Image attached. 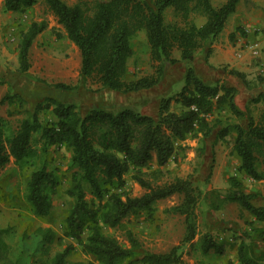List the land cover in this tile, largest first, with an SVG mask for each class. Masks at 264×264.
Here are the masks:
<instances>
[{
	"label": "trees",
	"instance_id": "trees-1",
	"mask_svg": "<svg viewBox=\"0 0 264 264\" xmlns=\"http://www.w3.org/2000/svg\"><path fill=\"white\" fill-rule=\"evenodd\" d=\"M5 11L22 13L39 0H3ZM47 10L63 26L65 36L81 53L80 78L92 79L103 89L121 93L149 90L165 76L166 64H186L185 82L173 96H163L158 118L133 108L106 109L93 107L82 114L77 105L54 97L36 104L34 111L23 118L16 129L0 118V170L13 161L20 169L31 168L26 183L25 199L35 217L47 218L54 209V196L61 185L60 169L51 167L50 148L64 147L70 153L72 186L67 195L74 199L65 217L66 235L76 240L84 255L95 260L68 262L69 248L57 252L52 259L28 261L27 264H189L183 259L181 247L190 243L202 255L226 254V245L212 232L199 235L196 208L202 191L192 177H175L160 183L159 174L188 137H208L218 126L217 139L232 137V150L239 159V170L255 181L264 179V112L255 119L250 114L240 123L244 113L235 102L236 88L220 81L205 82L193 66L203 43L217 38L227 19L236 10L239 0H226L215 6L212 0H94L85 5H73L64 0H42ZM173 8L175 16L186 21L184 26L167 23L164 13ZM191 13L202 14V26L188 21ZM45 20L33 21L20 31L18 72L31 68L30 49L38 34L47 28ZM144 30L153 73L130 74L129 61L134 56L132 40ZM180 50V59L172 56ZM229 73L243 82L246 75L231 69ZM264 81V77L260 78ZM56 88L73 90L76 86L55 84ZM17 94L7 93L2 102L14 103ZM260 97L253 98L256 102ZM183 110H171L172 102ZM225 109L231 119L224 122L217 113ZM41 112L53 118L41 119ZM235 119V120H232ZM230 120V121H229ZM156 165L150 171L152 164ZM145 192L140 196L116 191L123 188L125 176ZM230 190L220 195L223 203H236L255 223H264V206L254 203L255 194L246 192L242 183L230 179ZM91 195V200L87 195ZM174 194L182 195L179 204L169 211L184 216L185 234L179 245L167 252L141 251L138 240L128 233L130 246L103 232V227H115L131 215L152 214L157 201ZM218 208V206H215ZM264 234V229L253 228ZM9 228H0V264H17L11 257L7 238ZM51 228L39 227L20 238L19 245L30 253L47 250L54 240ZM225 264H264V254L256 255L250 245L241 241L237 261Z\"/></svg>",
	"mask_w": 264,
	"mask_h": 264
},
{
	"label": "rangeland",
	"instance_id": "rangeland-1",
	"mask_svg": "<svg viewBox=\"0 0 264 264\" xmlns=\"http://www.w3.org/2000/svg\"><path fill=\"white\" fill-rule=\"evenodd\" d=\"M64 1L69 5L77 2L88 5L94 0ZM222 1L213 0V3L217 6ZM259 1L264 2V0ZM252 3V0H245L247 9L254 8L250 11L251 16L253 12L264 10V6L257 9ZM261 15L262 28L253 33L254 36L259 32L264 34V11ZM42 20L47 22L48 27L35 39L34 48L31 49L32 66L26 73H20L18 72L20 31L26 29L31 22ZM166 21L171 24H185V20L180 16H175L172 9L166 11ZM241 29L239 28V32L245 36L242 44L257 42L248 36V32L243 33ZM63 33V29L58 27L56 18L47 10L42 0L22 13H10L4 8L0 9V118L8 120L12 129H16L21 120L32 113L36 104L46 97H54L66 103H74L82 114L93 107L112 110L128 107L145 113L147 108L144 109L143 106L149 99L162 92L163 86H156L149 90L121 93L103 89L92 79L82 80L77 75L78 66L75 49L69 50L67 47L69 51L66 56L57 53V43L65 45L67 42ZM145 36L146 34L144 35L139 31L132 40L135 53L129 61L131 76L134 73L145 75L154 71ZM260 47V56L253 58V67L250 69L251 71L245 72L246 81L244 82L251 99L263 98L260 102L251 103V110L258 115L264 111V94L257 95L261 87L264 89V84L261 83L264 81L260 80L261 77H264L262 60L264 44H260ZM65 60H68L69 65L74 67L69 74H66L69 65L65 63ZM173 73L175 78L178 77L179 74L176 70ZM57 83L69 84L76 86V88L73 90L59 89L55 87ZM7 93L19 95L23 101L15 98L14 103H3L2 98ZM177 93L178 91L165 96H173ZM174 104L173 110L180 112L183 107L177 102ZM217 113L221 115L224 122L226 118L231 119L223 108H219ZM40 118L50 119L53 117L49 112H41ZM197 144H199L197 139H190V142H186L185 145L180 144L181 147L174 158L162 168L163 170L159 174L160 183L169 182L175 177H192L194 185L202 191L196 208L199 235L194 241H197L199 236L205 232H212L218 240L226 245V254L222 257H218L214 253L202 255L195 251L190 243H185L181 247L183 259L189 264H225L230 259L237 261V248L241 241L250 245L254 254H264V234L260 235L253 231L255 227L264 229V223L253 222L249 214L245 212L241 214L236 203H223L220 198V195L226 194L230 190V179L233 178L242 183V188L246 192L255 194L254 203L256 205L264 206V179L255 181L239 170V159L231 151V136L223 140L222 152L225 154L223 163L217 164L214 159L215 161L209 163L212 165L210 174H208L209 165L205 170L207 174L201 173L200 169L204 159L199 154V148H196ZM48 158L51 161V167L60 169L62 181L54 196V209L47 218L35 217L25 199L26 183L32 169H20L11 161L0 170V228H9L11 231L7 238L11 257L17 264H27L28 261L52 259L57 252L69 248L68 262L95 260L93 256L84 255L78 242L66 235L64 220L74 204V199L67 195V190L72 186L71 175L74 171L70 166V153L64 147L53 146L50 148ZM155 169L154 163L149 170L154 171ZM132 173L126 175L127 183L123 188L118 189L116 186L114 188L125 195L140 196L145 190L139 184H135L132 180ZM91 198V195L88 194L87 199L91 200ZM181 200L182 195L180 194L159 200L152 214L131 215L115 227H103V232L117 238L126 246H130L128 233L131 232L140 244V248L136 251L137 255L141 251L167 252L172 247L179 245L185 234L184 216L169 211ZM39 227L51 228L55 234L54 240L47 250L40 249L37 254L30 253L19 245L20 237L30 235Z\"/></svg>",
	"mask_w": 264,
	"mask_h": 264
},
{
	"label": "crops",
	"instance_id": "crops-1",
	"mask_svg": "<svg viewBox=\"0 0 264 264\" xmlns=\"http://www.w3.org/2000/svg\"><path fill=\"white\" fill-rule=\"evenodd\" d=\"M226 0H223L219 5L224 3ZM253 5L258 9L262 6H264V2H261L259 0H252ZM213 2V0H212ZM214 4V3H213ZM217 5V6H219ZM35 6V5H34ZM33 6V7H34ZM253 6V7H254ZM4 8V1L0 0V9ZM32 8V7H31ZM30 9V8H29ZM168 9H172V7H169ZM167 9V10H168ZM254 8H246L245 6V0H239L236 6V10L233 14L229 16L227 19V22L225 24V27L221 34L215 38V39H209L206 40L203 43L202 48L197 53V56L195 60L193 61V66L195 67L197 73L201 76V78L208 83H214L217 81H220L221 83H226L229 86H233L236 88V95H235V102L237 104V107L240 111L244 113V118L240 119V123H246L247 117L250 114L255 119L259 118L260 115L264 112L262 111L260 115L258 113L256 114L251 109V103L255 102L253 99L249 97L248 94V88L245 87V83L236 77L235 75L229 73L231 69L240 71V72H249L250 69L253 67L252 61L253 57L250 55L248 51H245L242 53V55L239 56L238 51L242 46H245V44H242L244 35L239 32V28L241 31L248 32V36L255 41H257L260 44H264V34L259 32L256 36L253 35V33H256L257 30L262 28V13L261 12H253L251 16V10ZM5 10V9H4ZM166 10V11H167ZM166 11L164 13L165 20H166ZM10 13H17L9 11ZM259 13V14H258ZM261 13V14H260ZM54 16V15H53ZM259 16V17H258ZM261 16V17H260ZM55 17V16H54ZM56 18V17H55ZM191 23H195L197 26H202L205 21L206 17L202 14H196L191 13L188 18ZM167 22V21H166ZM186 24V21H184ZM56 23L58 27L63 29V37L67 40L65 45H60L61 43H57L58 47V54L62 56H66L68 54L69 50L75 49L77 53V75L80 77V68H81V53L78 47L68 40V38L65 36V31L62 25H60L57 22ZM168 23V22H167ZM181 26H184L185 24L177 23ZM240 26V27H239ZM48 27V26H47ZM46 30V29H45ZM44 30V31H45ZM145 35V31L141 30ZM42 33V32H41ZM40 33V34H41ZM234 33V34H233ZM39 35V34H38ZM37 35V36H38ZM37 38V37H36ZM35 38V39H36ZM56 38V37H55ZM146 38V36H145ZM35 42V40H34ZM34 42L31 46V49L34 48ZM64 44V43H63ZM65 46V47H63ZM69 50H68V48ZM31 49H30V57H31ZM172 56L176 59H180V50L175 47L172 51ZM263 64H264V57L262 58ZM65 63L69 65L70 62L68 60H65ZM69 69H66V74H69L73 71L74 67L72 65H69ZM178 72V77L175 78L174 71ZM185 73H186V64L182 62H177L175 64H166V72L164 78L161 80V82L156 86H163L162 92L155 97H152L149 99V101L143 106L144 109L147 108V111L143 114L150 115L154 117L155 119L158 118V111H159V102L160 99L165 95H172L174 92H179L184 85L185 82ZM264 84V82H261ZM155 86V87H156ZM152 89V88H151ZM261 90H259L257 95L264 94V89L261 87ZM172 92V93H170ZM263 98H260L257 102H260ZM172 102L171 103V110H173V106L175 105ZM180 106H182L180 103H177ZM183 107V106H182ZM183 108L181 109V111ZM144 111V110H143ZM175 111V110H173ZM141 112V111H140ZM177 112V111H176ZM245 119V120H244ZM221 129V127L215 128V130L212 132V134L208 137H202L197 136L196 137H188L184 141L180 142V144L185 145L186 142H190V139H197V149L199 150V154H201V158L203 157L204 162L203 166L200 169L201 173H206L205 171L207 168V165L212 161L216 160V163L219 162L223 163L225 154H223V140L217 139V132ZM194 144V143H193ZM231 151L232 145H231ZM235 155V153H234ZM214 156V157H213ZM215 159V160H214ZM212 165H209V173ZM207 177V176H205ZM126 179V176H125ZM134 181V180H133ZM135 182V181H134ZM135 184H137L135 182ZM162 200V199H161ZM158 202V201H157Z\"/></svg>",
	"mask_w": 264,
	"mask_h": 264
},
{
	"label": "built area",
	"instance_id": "built-area-1",
	"mask_svg": "<svg viewBox=\"0 0 264 264\" xmlns=\"http://www.w3.org/2000/svg\"><path fill=\"white\" fill-rule=\"evenodd\" d=\"M245 51H248L253 58H258L260 56L261 47L258 42L245 44V46H242L238 51L239 56Z\"/></svg>",
	"mask_w": 264,
	"mask_h": 264
}]
</instances>
